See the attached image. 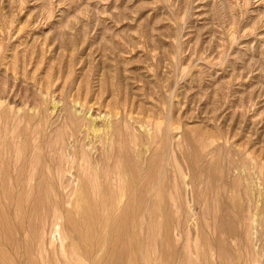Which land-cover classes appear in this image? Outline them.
I'll return each mask as SVG.
<instances>
[{"label":"rangeland","instance_id":"rangeland-1","mask_svg":"<svg viewBox=\"0 0 264 264\" xmlns=\"http://www.w3.org/2000/svg\"><path fill=\"white\" fill-rule=\"evenodd\" d=\"M0 27L1 79L7 73L8 79L22 83V88L25 89L27 83L30 91L34 94L36 91L33 97L42 101V107L52 106L61 93L69 101L73 96L77 97L76 94L88 95L95 112L102 111L103 114L119 109L118 116L129 118L127 122L131 131H135L142 142L149 141L155 128L153 125L161 122L166 129L162 130V139L168 142L159 146L154 144L148 152L153 153L156 149L157 153H162L165 145L170 144L187 173L190 184L185 196L191 204L189 212L186 210L188 202L182 200V213L179 212L182 216H178L179 213L165 215L154 220L155 223L150 219L143 220L133 246H128L127 241L136 229V222L130 220L122 224L114 221L113 227L119 230L116 232L124 233L127 241L120 245L112 233L106 251L93 248V253L84 256L93 257L94 264H186L188 256L194 257L196 262L200 258V264H264V225L260 224L264 217L261 195L264 185L263 174L259 171L260 166H264V0H0ZM40 60V66H35ZM47 86L49 94L44 92ZM6 100L2 109L11 111L17 102ZM18 100L21 99L17 97ZM25 106L21 107L27 108ZM79 107L76 105L78 110ZM71 141L72 138L70 146ZM137 150L146 151V147ZM185 153L189 159L198 162L192 165L194 170L192 163L189 165L192 160L184 157ZM244 159L252 161L246 160L253 172L251 176L245 174L248 171L240 175L252 180L253 199L256 206L261 207L251 229V234L254 232L250 236L252 240L242 237L245 228L241 225V218H236L233 213V198L238 191L232 187L234 181L242 177L233 163ZM200 172L205 174L204 183L207 182L208 186H212L209 181L217 178V182L222 180L220 183H227L225 186L230 187L225 192L222 190L223 196L227 194L228 198L224 196L226 202L223 196H219L218 214L214 215V211V216L209 214L205 219L201 215L204 205L195 201L192 194L201 189L199 186L205 185L196 181ZM191 173L195 174L194 177ZM209 190V200L210 197L215 199L216 190ZM31 206L24 203L20 207L27 212ZM16 208L15 204L4 205V211L17 222ZM69 208L62 205L63 213L66 214ZM160 208L164 213L172 210L164 203ZM227 217L233 227L237 225L238 228H223ZM151 224L154 228L150 227ZM59 226L66 230L69 238L61 237ZM224 230L228 231H225L226 235H222ZM14 234L16 239H22V249L7 244L3 239L5 232L0 236V249L7 264L9 261L31 264L35 257L26 252L28 246L23 243L27 233L19 231ZM43 238L47 258L56 264L61 244L72 240L67 218H62L56 229L49 221L44 226ZM97 240L98 236L93 243ZM204 252L206 256H203Z\"/></svg>","mask_w":264,"mask_h":264},{"label":"bare ground","instance_id":"bare-ground-1","mask_svg":"<svg viewBox=\"0 0 264 264\" xmlns=\"http://www.w3.org/2000/svg\"><path fill=\"white\" fill-rule=\"evenodd\" d=\"M40 62L41 60L38 61V64L34 63L35 66H40ZM11 68L13 70V67ZM6 74L7 73H5L4 77L2 74L3 78H0V236L5 232V236L3 237L4 241L7 244L15 245L16 249H22V239H16L14 237V233L19 231L26 232L27 237L24 238L23 241L24 245L26 244L28 246L26 252L32 257H35L33 258L34 260H32L33 262L31 264H52V261L47 258V250L44 247L43 238L44 226L49 223V221H51L53 227L56 229L59 221L62 220V218H67L70 224V233L72 236V240L68 241L66 244H61L60 250H58L57 253L58 255L56 258V264H94L95 259L93 257L88 258V256L86 257L84 255L93 253V248H98L99 252L104 250L106 251V245L111 242L109 239L110 234L113 233L115 235L116 242L120 243V245L125 243V234L121 232L118 233L119 230H116L113 227L112 222L117 221L121 222L122 224H126L130 220L132 221V223L136 222V229L134 230L132 237L129 236L131 238L130 241L128 242L126 240L128 246H133L135 243L134 240H137L138 237L137 230L138 232L139 230H141V224L143 220L150 219L151 223H155L154 220L162 216H176V214H178L179 212L182 213V200L188 202V199L186 200L185 191L187 190V185L190 184V182L187 181V173L182 164L178 161V156L175 154L176 152H173L172 147L170 146V144L168 145V143L167 145H165V150L162 151V153H157L156 149L154 151L152 150L153 153L148 152V148L150 149V146L154 144L159 146L165 142H168L166 140L163 141L162 139L164 137H162V130L166 131V129H163L164 126L162 127L161 122H157L155 125H153L155 126V128H153L152 135L150 134L151 137L149 138V141L142 142L140 136H138L135 131V133L131 131V125H129V121L127 122L129 118L126 120L124 119L125 116H122L123 118L118 116L120 112L119 109L116 108V106L115 108L117 110L115 112H112V110L106 111L102 114V111L100 113L99 111L95 112L96 109H94L93 103H89L88 95L83 96L76 94L77 97L72 95L73 97L71 98V101H69L64 99L63 93H61V96L56 93L60 97H57V100L53 101V105L51 102L52 106L42 107V101L40 102L37 97H33L34 95H36V91L35 94L30 91V86H28L27 83H25L26 85L24 86H27L29 89L27 87L25 89L22 88V83L18 84L19 82L17 83L15 81H11L12 79L9 80L10 78L8 79ZM49 76L51 77V75ZM34 77H36V75H34ZM42 79L40 80L42 81ZM60 79L61 78H59V80ZM54 82H56V80ZM44 89L45 88H43V90ZM46 90L47 91L44 90V92H46V94H49V86L46 87ZM55 95L53 97H55ZM17 97H19L21 100L17 101ZM4 99H11L10 102L12 101L13 103L17 102L15 106H13L14 108L11 111L2 109V107H4L2 106ZM71 102L73 103L72 106L70 104ZM25 104L27 108H22L21 106H24ZM123 104H125V102H123ZM76 105L80 106L79 110L76 108ZM73 106L75 107V110ZM122 106L120 105V107ZM71 107L73 108L72 110ZM30 110H32V112H30ZM91 110H93V112H91ZM52 114L55 115V117H51ZM157 119H159V117ZM167 120L168 119H166V123ZM148 126L147 128L151 127ZM83 132L84 136L81 137V134ZM168 133H170V131H168ZM71 138L72 145L70 146L69 141L71 140ZM166 138H168V136ZM140 147H146V151H138L137 149H139ZM184 155V157H188L186 153ZM191 160L192 161H190L189 163V165L192 163L191 166L194 163H198L197 161L195 162L194 159ZM196 160H198V158ZM246 160L244 159L240 163H238L239 161L237 160L238 164L236 162L233 163L232 161L234 160H232L231 162L236 167L235 169L239 170V175L240 173L244 174V172L248 171V174L247 172L245 174L251 176L253 171L249 163L252 161L248 160L250 161L248 163ZM254 165L257 166L256 163ZM198 166L201 167V164H198ZM227 166L225 171L227 170ZM193 168L194 167L192 166V169ZM259 169L261 174H263V177L261 179L264 185V166L261 165ZM228 171L229 170H227V174L229 175ZM199 174L200 175L197 174V180H195L198 181L199 184H203L205 179L203 176L205 174L202 175L201 172ZM192 175L194 177L195 174ZM240 176V178L234 181L235 183H233L232 187V189H236V191H238V194L235 192L238 196L235 195V197L233 198V202L235 204L233 206V213L235 212L234 215L236 214V218H241V225L243 229L245 228V235H242V237L244 238V236H246L247 238L249 237V240H252L250 236H253L254 232H252L251 234V229L255 221V216L259 214L258 210L261 207L258 208L254 202L253 190L251 188L252 184L250 182L252 180L249 181L247 178L244 179V175ZM217 181V178L213 181H209V185L212 184L211 187L208 186V184H205L207 183L205 182L204 184L206 186H199V188L201 189L198 190L196 194L193 193L195 192V190L192 189L194 190L192 194L194 195L195 201L197 200L204 205L203 209L201 210V215H203L204 219L209 214L212 215L214 211V215L218 214H216V209L220 206L219 196H223L222 190L225 192L226 189L228 190V188H230L228 186H225L227 183H220L222 182V180L220 182ZM192 183L191 185L193 187ZM181 184L184 185V188H182ZM208 189H210L209 191H211V189L213 191L216 190V192H214L215 199L212 198L211 200L210 197L209 200V196L207 195H210L211 193L207 191ZM262 191L263 193L261 195L264 198V187ZM225 195L227 196V194H224V196ZM24 203L32 205L31 208L27 210V212H24V210L22 211V208L20 207ZM162 203H164L165 205H169L172 210L175 209L174 212L170 210L168 213H164L165 211L160 208V205ZM5 204H15L17 206L15 214L19 218V221L16 222L15 220H13V217L10 214L4 211ZM62 205L70 206L69 209H66V214H64L62 211ZM189 205L191 204H189L188 202L186 207L187 212H189V210L191 209ZM18 206L20 208H18ZM187 212L185 211V213ZM192 214L193 213H191V215ZM180 215L181 214L179 213L178 216ZM263 219L260 221L262 227L264 225ZM226 220H228L227 224L223 228H226L228 226L231 230V228L237 227L235 222L234 224L236 226L233 227L232 221H230L231 219H228V217ZM225 222H223L222 224L225 225ZM205 225L207 226L206 223ZM153 226L154 225L152 224L150 225L151 228H154ZM217 226L219 225L217 224ZM202 227L204 226L202 225ZM229 228L227 229L229 230ZM58 230L62 238L64 237L65 239H67L70 237L69 235L67 236L66 230L62 227L59 226ZM219 230L221 231V229ZM225 231L226 230L222 231V235L227 234L226 232L228 231ZM150 232L151 231H149V233ZM230 232L232 233V231ZM97 236L98 240L93 243V239ZM151 236L150 238L152 239L153 235ZM57 243L58 241L56 240V245ZM248 243H250V241H248ZM249 246L251 245H248V247ZM19 251L20 250L16 252ZM155 254H157V251ZM187 255L189 254L187 253ZM203 256H206V253L205 255L203 254ZM200 257L202 258V256ZM193 258L194 257L192 256H188L187 262L185 261L186 264H200V258H198V263ZM204 261L205 258L203 262ZM230 261L231 260H229V262ZM2 262L7 264L5 255L0 249V263ZM154 263L156 262L154 261ZM8 264H12V262L9 261Z\"/></svg>","mask_w":264,"mask_h":264}]
</instances>
